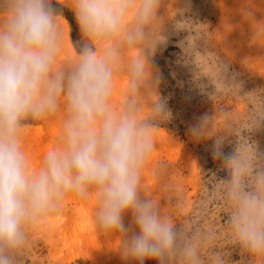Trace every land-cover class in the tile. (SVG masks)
I'll use <instances>...</instances> for the list:
<instances>
[{
    "label": "clouds",
    "instance_id": "1",
    "mask_svg": "<svg viewBox=\"0 0 264 264\" xmlns=\"http://www.w3.org/2000/svg\"><path fill=\"white\" fill-rule=\"evenodd\" d=\"M161 3L73 0L81 41L73 44L76 58L56 68L64 33L52 0H0V264H22L29 226L58 210L70 194L97 198L95 224L104 233L121 235L125 259L201 264L199 233L185 237L141 188L155 148L152 129L160 117L170 116L162 99L150 104L149 115L142 114L140 102L145 87L158 80L149 58L165 40L154 29ZM132 51L136 55L126 57ZM125 58L127 87L114 107ZM227 71L222 63V82L241 89L226 81ZM61 110V146L47 152L34 170L22 132L29 121ZM212 120L201 117L190 133L197 141L214 137L212 155L227 172L219 181L232 239L264 259V153L249 139L226 153L227 137L210 134ZM262 124L264 117L255 115L251 131ZM129 212L135 230L124 223Z\"/></svg>",
    "mask_w": 264,
    "mask_h": 264
},
{
    "label": "rangeland",
    "instance_id": "2",
    "mask_svg": "<svg viewBox=\"0 0 264 264\" xmlns=\"http://www.w3.org/2000/svg\"><path fill=\"white\" fill-rule=\"evenodd\" d=\"M72 4L73 0L52 1L62 14L58 19L64 33L56 68L76 58L73 44L81 41L79 26L73 29L66 18L76 21ZM158 17L154 29L165 40L149 58L158 80L145 87L140 102L142 114L149 115L152 102L165 101L170 116L160 117L152 130L170 137L154 135L155 148L142 171V194L170 215L185 237L199 233L201 264H216L217 257L223 264H264L232 239L229 204L219 181L227 172L212 155L214 137L197 141L190 133L201 117L213 116L210 134L227 137L226 153L248 139L264 153V124L251 131L253 117H264V0H162ZM222 63L228 67L226 81L241 89L222 82ZM125 65L126 58L115 83L114 107L127 87ZM64 115L61 110L31 120L23 130V149L34 170L47 152L61 146ZM96 207L94 195L70 194L58 210L29 226L22 264H138L122 256L120 234L97 228ZM124 223L132 226L130 212L124 214ZM144 264L157 261L146 259Z\"/></svg>",
    "mask_w": 264,
    "mask_h": 264
},
{
    "label": "trees",
    "instance_id": "3",
    "mask_svg": "<svg viewBox=\"0 0 264 264\" xmlns=\"http://www.w3.org/2000/svg\"><path fill=\"white\" fill-rule=\"evenodd\" d=\"M53 1V0H52ZM54 3V5L55 6H59V4L57 3V2H53ZM66 18L69 20V22L71 23V26H72V28L73 29H75V28H78V24L76 23V21L75 20H73L72 18H69L68 16H66ZM79 29V28H78ZM73 36H74V34H73Z\"/></svg>",
    "mask_w": 264,
    "mask_h": 264
},
{
    "label": "bare ground",
    "instance_id": "4",
    "mask_svg": "<svg viewBox=\"0 0 264 264\" xmlns=\"http://www.w3.org/2000/svg\"><path fill=\"white\" fill-rule=\"evenodd\" d=\"M152 134H153V137H154V135H155V136H156V135H157V136L159 135V136H161V137H165V138H167L168 135H169V134L166 135L164 132H156L155 130H152ZM169 137H170V135H169ZM156 138H157V137H156ZM165 138H163V139H165ZM167 139H168V138H167ZM167 142H168V141H167Z\"/></svg>",
    "mask_w": 264,
    "mask_h": 264
}]
</instances>
